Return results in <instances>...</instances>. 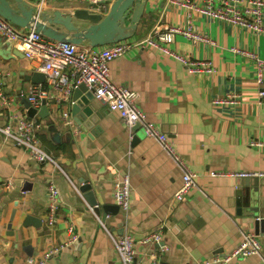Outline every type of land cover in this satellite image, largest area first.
<instances>
[{
	"label": "crops",
	"instance_id": "1",
	"mask_svg": "<svg viewBox=\"0 0 264 264\" xmlns=\"http://www.w3.org/2000/svg\"><path fill=\"white\" fill-rule=\"evenodd\" d=\"M22 1L32 6L35 0ZM55 11L73 16L80 27L90 24L89 16L101 19L108 12L96 0H48L40 13ZM168 26H191L214 42L194 44L176 35L172 43L182 55L210 60L211 74L189 73L159 49L137 45L112 60L108 68L114 84L139 94L137 105L146 119L167 135L199 175L196 186L176 206L171 199L182 185L183 171L154 139L144 136L141 126L127 129L112 105L94 97L92 103L101 114L100 129L80 130L70 115L74 89L67 93L65 88L55 89L13 43L11 48L19 55L0 56V127L16 119L32 120L38 126L35 137L40 148L59 167L38 163L0 134V264L42 259L55 247L58 252L46 264H118L112 240L88 210L84 193L77 192L84 182L91 187L97 216L114 237L129 233L137 240L162 226L160 245L167 248L160 253L162 264H201L216 253L234 249L243 231H253L246 209L257 205L264 210V180L258 179L252 187L241 178L210 177L208 172L264 171V110L255 96L256 63L231 51L252 53L264 62V34L256 36L225 22L188 15L172 0H144L142 17L127 40L140 42L153 30ZM34 71L45 76L43 83L28 80ZM33 85L47 92L43 99L49 114L45 118L39 115L45 113L43 99L34 108V116L28 113V105L32 107L28 89ZM229 95H236L237 102L211 103ZM71 130L73 135L67 138ZM122 175H128L131 188L127 212L112 200L114 182ZM49 181L58 191L53 224L46 218ZM253 188L257 193L251 195ZM259 239L260 255L230 264H264V244ZM135 247L138 258L147 263L157 248L138 243Z\"/></svg>",
	"mask_w": 264,
	"mask_h": 264
},
{
	"label": "built area",
	"instance_id": "2",
	"mask_svg": "<svg viewBox=\"0 0 264 264\" xmlns=\"http://www.w3.org/2000/svg\"><path fill=\"white\" fill-rule=\"evenodd\" d=\"M48 0H35L33 8L35 15L39 16L42 8ZM102 3L105 12L109 4L114 0H96ZM172 2L182 8L190 15L195 13L200 17H206L221 22L228 23L234 27H241L259 36L264 34V0H249L244 3L242 0H172ZM176 35H183L194 44L213 45L205 35L192 30L191 26L182 28L180 26H168L164 29H155L149 36L140 42L132 43L125 39L104 46L76 45L73 43L59 42L43 36L33 28H19L0 16V36L4 37L8 43H13L22 52L24 58L36 63L38 70L45 73L50 83L55 89L65 88V93L83 84L87 90H92L93 97L103 103L112 105L127 129H132L136 125L141 126L143 134L147 138L154 139L161 148L170 156L173 162L182 169V185L171 199V204L176 206L184 200L185 194L196 186L198 174L191 170L186 162L178 154L173 142L163 133L160 128L146 119L145 113L139 109L137 99L139 94L124 86L114 84L109 77L108 64L127 53L133 46H147L157 48L165 55L180 62L185 69L192 74H211L213 72L210 60L192 59L176 52L172 48V43ZM232 52L240 53L254 59L256 63V99L260 107L264 110V62L259 60L254 54L246 53L239 49H231ZM47 92L41 85H33L28 89V101L33 108L40 105V101L46 98ZM0 99L3 100L0 81ZM44 100V99H43ZM237 96L229 95L226 99L211 100L213 105L225 103H236ZM64 113L63 117L67 118ZM38 128L30 119H16L14 123L1 126L0 134L9 139L15 146L23 148L38 163L46 162L58 165L39 146L35 137ZM130 138H133L132 133ZM253 145H258L254 143ZM59 168V167H58ZM210 177L217 178H257L264 180V171L243 172V171H209ZM77 192H81L77 189ZM131 188L128 175L119 177L113 185V203L123 212L129 211L131 207ZM46 218L49 224H53L57 209L58 191L52 181L46 185ZM88 210L96 217L101 227L106 231L114 244L117 254L118 264H162L160 253L167 248L160 245L162 239V226L157 231L152 232L140 239L135 240L129 233H123L114 237L104 226L102 220L97 216L96 205L87 204ZM1 221V217H0ZM75 236L72 237V241ZM142 246H157L150 252L149 263L138 258V251L135 244ZM59 250V247L50 249L44 258H28L24 264H46ZM262 250L260 239L253 231H243L242 240L231 251L216 253L209 260L201 264H230L234 260L243 259L252 255H260Z\"/></svg>",
	"mask_w": 264,
	"mask_h": 264
},
{
	"label": "water",
	"instance_id": "3",
	"mask_svg": "<svg viewBox=\"0 0 264 264\" xmlns=\"http://www.w3.org/2000/svg\"><path fill=\"white\" fill-rule=\"evenodd\" d=\"M105 3L109 4L107 14L101 19L99 15L89 16L90 24L85 27L76 25L72 20L73 16L64 15L58 11L51 15L40 13L36 16L33 6L22 0H0V16L19 28H33L49 39L76 45L88 42L93 47L104 46L131 37L142 17L144 0H114L111 3ZM18 55L16 49H12L11 44L0 36V56L10 58ZM27 78L33 84H41L45 80V76L37 71ZM93 98L92 90H87L83 84L74 88L72 92L70 115L80 130L100 129L101 114L92 103ZM45 104L46 100H42L41 110H45V113L39 112V115L43 118L49 114ZM28 108L29 115L34 116L36 109L30 105ZM72 135V130L65 134L67 138H71ZM242 180H245V186L256 187L258 185V179L255 177ZM79 191L84 193V198L88 200L89 205H96L88 183L84 182ZM256 193L255 188L249 192L251 195ZM243 205L245 207L247 205L244 200ZM246 210L250 213L249 218H252L254 234L261 237L264 244V210H260L257 205L247 206ZM95 211L97 213V208Z\"/></svg>",
	"mask_w": 264,
	"mask_h": 264
}]
</instances>
